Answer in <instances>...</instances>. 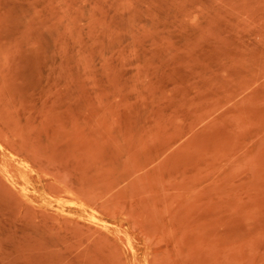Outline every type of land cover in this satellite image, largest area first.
Here are the masks:
<instances>
[{"label": "rangeland", "instance_id": "rangeland-1", "mask_svg": "<svg viewBox=\"0 0 264 264\" xmlns=\"http://www.w3.org/2000/svg\"><path fill=\"white\" fill-rule=\"evenodd\" d=\"M0 264H264V0H0Z\"/></svg>", "mask_w": 264, "mask_h": 264}]
</instances>
